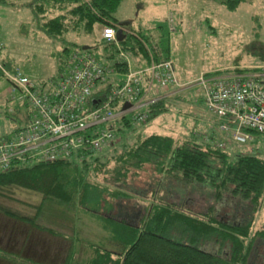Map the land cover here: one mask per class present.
I'll list each match as a JSON object with an SVG mask.
<instances>
[{"label":"trees","instance_id":"16d2710c","mask_svg":"<svg viewBox=\"0 0 264 264\" xmlns=\"http://www.w3.org/2000/svg\"><path fill=\"white\" fill-rule=\"evenodd\" d=\"M244 1L220 0L228 10L238 9ZM122 2L123 0L26 2L33 20L38 22L49 38L66 41L71 34L97 38L98 42L95 45L88 44L87 50L106 66L107 78L98 83V88L93 93L95 97H104L113 84H117L109 81V77L115 75L114 71L122 73L127 70L126 64L120 63L126 62V56H131L138 64L144 65L149 63L150 54L156 59L171 57L164 52H161L164 55L158 54L147 44L145 37L132 33L121 24L115 13ZM101 25L115 27L116 41L102 42L99 39L95 28ZM83 45L85 44L79 45L72 41L74 48L83 49ZM70 48L65 45L61 50L64 56L60 60V71L73 49ZM164 51L168 50L165 48ZM14 59L7 56L3 60L6 69L18 66L13 64L16 62ZM236 69L240 73L251 71L248 68ZM0 74L5 77L3 72ZM164 90H155L151 95L159 96L165 93ZM164 103V98H160L153 105L149 119L165 111ZM216 119L218 118L214 116V122ZM123 121L122 125L126 126V130L123 132L122 126L119 127L118 140L100 152L84 149L79 155L69 159L13 165L0 172V191L18 188L40 194L39 202L31 205L34 209L32 214H21L1 203L0 214L52 237H62L68 243V248L61 264H256L257 253L261 255L259 264H264V226L254 227L251 216L246 215L243 220L236 215H231V218L228 212L220 215L214 204L235 200V206L241 202L250 204L255 213L264 206V152L260 153L249 145L239 146L232 136L235 145L234 148L229 147L227 144L230 139H218L217 132L216 142L199 143L191 136L157 131L148 133L138 125L128 124L125 119ZM216 123L220 131V122ZM246 131L253 136L259 133L251 129ZM254 140L256 142L258 137L253 138ZM238 149H244V152H237ZM146 169L151 171V180L148 182L150 189L146 188L151 193V200L145 212L140 214L135 211L139 206L131 207L130 211V207L123 205V201L131 199L132 193H142L144 189L133 187L132 182ZM98 176L101 179H96ZM202 186L210 190L214 200L206 211H196L191 207L195 201L190 196L191 193H187ZM179 188H187L185 196L181 195ZM173 195L180 200L175 201ZM157 196H166V200H158ZM81 209L112 223L107 238L109 248L97 246L94 253H90L80 245L76 247L75 242L79 237L76 222ZM134 212L136 213L133 214ZM243 212H246L245 206ZM60 217L71 221L69 232H62L51 224L52 220ZM130 217L137 218L138 222L133 224L129 221ZM234 217L238 220H233ZM56 224L59 225L57 220ZM180 224L184 225L185 230L182 231L189 234L187 241L168 234ZM8 235L11 236L10 231ZM68 236L74 238L72 242ZM0 258L13 263L24 259L35 262L32 258L23 257L4 247L0 248Z\"/></svg>","mask_w":264,"mask_h":264},{"label":"rangeland","instance_id":"374dc122","mask_svg":"<svg viewBox=\"0 0 264 264\" xmlns=\"http://www.w3.org/2000/svg\"><path fill=\"white\" fill-rule=\"evenodd\" d=\"M27 1L0 0V42L5 44L0 52V62L13 54L16 61L13 64L20 66L37 84H42L59 75L62 63L60 60L64 56L61 50L65 45L74 49L72 41H76L79 45H95L94 43L98 41L97 38L93 39L89 35L75 34L68 35L66 41L49 38L39 27L38 22L33 20L31 9L26 5ZM115 16L127 30L145 37L152 50H156L160 55H164L161 52L170 55L180 81L179 86L167 90V92L172 91L173 95L164 101L165 111L150 118L145 124L135 125L148 133L157 131L176 136H191L199 143L216 142V131L208 123L211 113L200 102V97L204 102V94L196 80L203 73L230 76L249 74L255 68L264 67V0H245L236 10H228L220 0H123ZM103 26H96L97 35L100 36ZM165 48L167 52L164 51ZM253 64L258 66L253 67ZM236 68H248L251 71L240 73ZM124 78L125 73L117 72L109 77V81L119 84ZM20 97V91L0 74V138L7 136L15 127L26 122L28 108ZM194 104L200 106V109ZM200 110L203 116L205 114V120L195 119V113ZM216 121L221 122L218 119ZM114 124L116 129L122 126L123 132L126 130L122 122H114ZM233 127L235 128L236 125L234 124ZM220 131L227 135L233 134L232 129ZM255 137H258L256 142L253 141ZM225 139L230 138L225 137ZM252 141L246 145L263 153L264 134H254ZM237 152H244V149H238ZM150 173L151 171L146 169L132 182L133 187L145 191L140 194L132 193L131 199L123 201V205L130 207L128 210L132 211L131 207L139 206L135 211H139L140 214L145 212L151 200V193L146 191V188L150 189L148 188ZM96 179L101 177L98 176ZM13 189L6 188L0 191V203L21 214H32L34 209L31 205L39 202L40 194L26 189ZM186 189L178 190L185 196ZM165 192L162 193L166 194ZM187 194L193 197L195 204L191 207L196 211H206L214 200L210 190L203 186L195 187ZM157 198L166 200V196H157ZM173 199L180 200L174 195ZM235 203V200L231 202L224 200L214 204L219 209V212H216L220 215L228 212L230 217L236 215L243 220L247 215L254 219V227L264 226V206L255 213L250 204L241 202L235 206ZM124 215L123 217L126 218L127 213ZM78 217L76 227L79 237L77 241L75 239L76 247L80 245L90 253H94L97 246L109 248L107 238L112 223L84 209L79 211ZM118 217L121 218L119 215ZM56 220L59 225L56 224ZM56 220L51 222L53 227L56 226L62 232L71 230L70 220L61 217ZM233 220L238 219L234 217ZM129 221L133 224L138 222L134 217H130ZM27 228L28 225L0 214V248L18 252L21 256L38 262H28L24 259L13 263L0 258V264H61L68 243L60 236L52 237L45 232L33 228L27 230ZM182 230H185L184 225L180 224L168 234L187 241L189 234H185ZM9 231L11 236L8 235ZM62 236L65 237V234ZM68 239L72 242L74 238L70 236ZM257 254L255 263L259 264L261 255Z\"/></svg>","mask_w":264,"mask_h":264},{"label":"built area","instance_id":"2783aa9c","mask_svg":"<svg viewBox=\"0 0 264 264\" xmlns=\"http://www.w3.org/2000/svg\"><path fill=\"white\" fill-rule=\"evenodd\" d=\"M100 40L116 41L115 27L104 25ZM4 47L0 42V52ZM125 59L120 62L127 67L125 78L102 98L93 93L106 81L107 69L88 50L72 49L59 75L42 84L20 66L9 70L0 62V70L20 91L29 111L21 127L0 138V172L13 165L69 159L84 149L100 152L119 138L114 122L145 124L159 99L153 91L174 89L180 81L171 59L150 54L149 63L138 67L133 58ZM196 83L208 111L221 121V130L232 129L239 146L252 141L246 129L264 134V67L230 76L203 73Z\"/></svg>","mask_w":264,"mask_h":264},{"label":"crops","instance_id":"0c3cea01","mask_svg":"<svg viewBox=\"0 0 264 264\" xmlns=\"http://www.w3.org/2000/svg\"><path fill=\"white\" fill-rule=\"evenodd\" d=\"M121 24H123V23H121ZM123 26V25H122ZM126 30V29H125ZM12 59H14L15 58V56L13 55V54H11V56H10ZM134 59V58H133ZM15 60V59H14ZM134 62H135V66H139V65H143V64H139L138 65V63L136 62V60L134 59ZM253 67L254 66H258V64H253L252 65ZM25 73V72H24ZM26 74V73H25ZM234 75V74H233ZM165 91V93L164 94H161V96L159 95L158 97L159 98H164V101H166V99H169V98H171L172 97V91H166V90H164ZM180 97V96H179ZM201 98V97H200ZM191 99V98H190ZM192 100H195V99H192ZM200 102L201 103H203V105H204V108L205 109H207V107H206V105H205V102H203V101H201L200 100ZM196 107H197V109L199 108L200 109V106H198L197 104H194ZM202 109V108H201ZM196 118L195 119H201V120H205V114H204V116H203V114H202V111L200 110V111H197L196 113H195V115H194ZM209 120H208V123L215 129V131H216V129H217V123L216 122H214V116H211V114H210V117L208 118ZM217 130H219V129H217ZM217 132V131H216ZM218 134H219V137H218V139L219 138H221V139H225V137H228V138H230V141L229 142H232V143H229L228 142V144L227 145H230L231 147H233L234 148V145H235V143L232 141V138H231V136L232 135H227V134H225L224 132H221V131H219V132H217V136H218Z\"/></svg>","mask_w":264,"mask_h":264},{"label":"water","instance_id":"95a60500","mask_svg":"<svg viewBox=\"0 0 264 264\" xmlns=\"http://www.w3.org/2000/svg\"><path fill=\"white\" fill-rule=\"evenodd\" d=\"M89 45H83V49H88Z\"/></svg>","mask_w":264,"mask_h":264}]
</instances>
